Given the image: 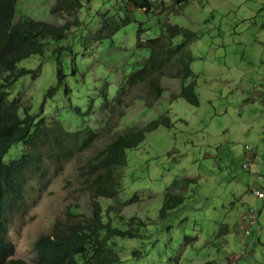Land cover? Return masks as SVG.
Returning <instances> with one entry per match:
<instances>
[{
    "label": "rangeland",
    "instance_id": "obj_1",
    "mask_svg": "<svg viewBox=\"0 0 264 264\" xmlns=\"http://www.w3.org/2000/svg\"><path fill=\"white\" fill-rule=\"evenodd\" d=\"M79 1L81 6L70 15L50 13L55 0L15 3L14 20L28 16L60 25L77 17L80 24L58 40L46 37L42 54L17 63L37 71L19 77L7 89L8 98H18L32 113L43 107L45 123L54 117L70 130L96 123L102 82L107 81L114 94L120 73L134 68L139 27L142 37L166 34L170 24L192 30L196 37L188 45L191 73L183 85L194 83L197 104L181 96L171 99L181 81L165 77L160 79L164 91L154 105L132 101L121 131L163 115L171 123L146 132L136 147L125 151V164L111 168L117 197L98 200L113 208L114 220L117 214L135 217L131 224L114 223L135 233L132 238L115 237L114 248L127 264H228V257L242 249L237 264H264V199L246 190L253 186V176L242 168L245 146H256L254 169L261 175L257 184L264 188V0H150L149 8L135 7L131 0ZM184 39L179 34L171 40L178 44ZM57 46L69 48L56 57ZM57 67L69 90L58 86L51 97L44 96L55 85ZM134 93L147 96L144 90ZM91 99V114L73 110L85 111ZM105 142V137L96 138L63 159L60 167L46 159L45 178L30 177L21 208L7 228L13 258L33 261L36 237L49 232L56 221L71 219L69 208L89 225L86 164ZM13 154L9 150L4 159ZM172 195L181 201L169 202L161 214L162 203ZM249 209L256 211L257 222L244 237L237 227ZM130 249L142 255L130 258Z\"/></svg>",
    "mask_w": 264,
    "mask_h": 264
},
{
    "label": "trees",
    "instance_id": "obj_2",
    "mask_svg": "<svg viewBox=\"0 0 264 264\" xmlns=\"http://www.w3.org/2000/svg\"><path fill=\"white\" fill-rule=\"evenodd\" d=\"M17 1L0 0V264H127L128 261H123L114 248L117 245L115 237L132 238L135 234L129 229L115 226L113 208L98 198L115 197L117 191L114 188L115 179L111 168L125 164V151L136 147L144 139L146 132L160 124L169 126L171 123L170 118L163 115L147 121L143 126L128 125L121 131L120 127L126 122H123L126 109L132 101L139 99L146 106L154 105L164 91L160 79L165 77L181 81L178 92L172 93L171 99L181 96L188 103L197 104L194 83L183 85V80L191 73L190 63L193 59L188 45L196 34L186 27L170 24L166 27V34L142 37L143 29L139 27L134 46V51L138 54L134 68L126 75L120 73L114 94L109 92L107 81L102 82L98 91L96 123L82 124L70 130L54 117L51 122L45 123L42 117L43 107L32 113L29 106H21L18 98L9 99L7 89L19 77L27 73L35 74L37 71L17 67L21 59L32 54H42L43 40L46 37L58 40L71 26L79 25L80 20L74 17L60 25L28 16H20L14 20V6ZM174 1L182 4L188 0ZM131 3L141 8L143 5L149 8L152 4L150 0H131ZM80 6L79 0H55L49 12H65L70 15ZM125 21H129V18L126 17ZM179 34L185 39L174 44L171 39ZM64 48L69 46L54 48L56 57ZM56 63L59 64L58 60ZM120 67L122 65L118 66L117 70ZM55 76V85L51 86L44 96L51 97L58 86H63L64 91L68 92L65 75L59 67L56 68ZM137 90H144L147 96L134 93ZM93 107L94 101L91 99L85 111L79 107H73V110L80 114H91ZM98 137H105L107 142L86 164L91 207L89 225H84L82 218L69 208L71 219L65 222L58 220L49 232L37 236L33 244V262L13 259L11 256L14 246L7 238V228L12 216L21 208V197L30 177L37 176L43 180L46 174V159L57 161L60 167L63 159L81 152ZM9 150L14 154L5 160L4 156ZM249 172L253 176V186H248L246 190L252 193L261 175L254 168ZM259 187L264 191L262 185ZM165 194L169 195V192ZM135 198L136 195H133L130 199ZM257 199H264V196ZM180 201L181 197L172 195L162 203L160 213L162 214L169 202L175 205ZM249 210H253L257 216L254 209ZM133 220L134 217H130L127 222L132 223ZM242 250L238 252L237 260L232 264H237L238 259L244 255L245 249ZM129 254L130 258H137L142 252L139 249H130Z\"/></svg>",
    "mask_w": 264,
    "mask_h": 264
},
{
    "label": "built area",
    "instance_id": "obj_3",
    "mask_svg": "<svg viewBox=\"0 0 264 264\" xmlns=\"http://www.w3.org/2000/svg\"><path fill=\"white\" fill-rule=\"evenodd\" d=\"M264 105V104H263ZM254 155L255 151L254 149H250L247 147V152L245 155L246 162L244 163V167H252L254 162ZM253 195L257 198H262L264 196V191L259 187V185L256 183L253 187L252 191ZM257 216L253 210H250L247 212V214L239 221L237 230L240 232L244 237H246L250 231L251 227L256 223ZM236 256H232V258H235ZM233 263V260L230 262V264Z\"/></svg>",
    "mask_w": 264,
    "mask_h": 264
},
{
    "label": "clouds",
    "instance_id": "obj_4",
    "mask_svg": "<svg viewBox=\"0 0 264 264\" xmlns=\"http://www.w3.org/2000/svg\"><path fill=\"white\" fill-rule=\"evenodd\" d=\"M263 107H264V105H263ZM261 132H263L264 131V128H262L261 130H260ZM247 147L248 148H250V149H254V151H255V155H254V162H253V165H252V167H244L243 165H244V163L246 162V160H245V162L243 163V165H242V168L243 169H245V170H247V171H249V170H251V169H253L254 168V164H255V161H256V158H257V155H258V150H257V147L256 146H252V147H249L248 145H246L245 146V149H244V158H245V155H246V152H247ZM118 193V192H117ZM117 193H116V197H117ZM253 194V193H252ZM116 197H114V198H116ZM113 198V199H114ZM126 204H128V202L127 203H125L123 206H125ZM115 211V210H114ZM120 214H117V215H115L116 217H115V220H114V223L115 222H122V223H128L127 221H128V219L130 218H125V217H123L122 215H120ZM131 217H134V216H131ZM134 219H135V217H134ZM134 221V220H133ZM257 222V221H256ZM128 224H131V223H128ZM116 226V225H115ZM122 229H125V228H122ZM131 232H132V230L131 229H129ZM134 233V232H133ZM135 234V233H134ZM37 238V237H36ZM120 239H126V238H120ZM10 241V240H9ZM35 241V240H34ZM11 242V241H10ZM13 244V243H12ZM34 244V243H33ZM14 246V245H13ZM114 246V245H113ZM33 250H34V247H33ZM243 250H241L240 252H242ZM238 254V253H237ZM241 254H243V253H241ZM35 256V255H34ZM12 257V256H11ZM13 258V257H12ZM13 259H15V258H13ZM21 260V259H20ZM233 260V262H235L236 260H237V258L235 257V258H232V257H228V264H230V262ZM26 262H33V261H26Z\"/></svg>",
    "mask_w": 264,
    "mask_h": 264
},
{
    "label": "crops",
    "instance_id": "obj_5",
    "mask_svg": "<svg viewBox=\"0 0 264 264\" xmlns=\"http://www.w3.org/2000/svg\"><path fill=\"white\" fill-rule=\"evenodd\" d=\"M260 141H261V139H260ZM245 198V197H244Z\"/></svg>",
    "mask_w": 264,
    "mask_h": 264
}]
</instances>
